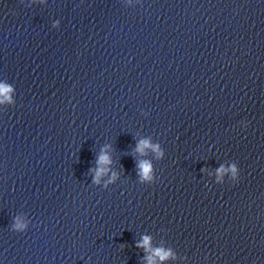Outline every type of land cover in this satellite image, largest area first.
<instances>
[{"label": "clouds", "instance_id": "obj_1", "mask_svg": "<svg viewBox=\"0 0 264 264\" xmlns=\"http://www.w3.org/2000/svg\"><path fill=\"white\" fill-rule=\"evenodd\" d=\"M13 92V88L6 83H0V103H13L11 93ZM110 147V146H109ZM150 149L152 152L155 153L156 159L162 160L165 156V151L163 148H161V145L159 143L153 144L150 139H142L137 142V146L135 151L144 155L146 154V150ZM112 163L111 157L108 154L106 150H102L101 154L97 158V168L96 169H90L89 171H94L95 176L93 178V183L99 184L100 179L103 175H105L109 169L105 167L106 165H110ZM226 172L231 173V178L233 182H238L240 177V169L238 167L237 163H233L230 168H225L221 166L217 170V177L218 181L220 177H222ZM137 175L140 179V181L144 184H151L155 181V171L153 168V165L151 161L143 160L140 161L137 164ZM116 178V174H112V180L109 181V183L113 182ZM107 187V185H105ZM14 229L18 231H23L26 228V225L23 224L20 221V218H16V222L13 225ZM137 248H143L146 255L144 257V260L146 261V264H157V261L163 262L168 259H174L175 256L172 253L171 249H164V248H153L151 244V237L148 235H145L142 237V240L137 243ZM151 253V254H149Z\"/></svg>", "mask_w": 264, "mask_h": 264}]
</instances>
